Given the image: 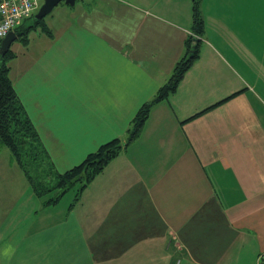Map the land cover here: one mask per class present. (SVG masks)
I'll use <instances>...</instances> for the list:
<instances>
[{
  "label": "crops",
  "instance_id": "0c3cea01",
  "mask_svg": "<svg viewBox=\"0 0 264 264\" xmlns=\"http://www.w3.org/2000/svg\"><path fill=\"white\" fill-rule=\"evenodd\" d=\"M192 7L80 0L25 46L33 55L12 81L59 171L112 139L126 143L186 53ZM200 9L199 56L176 91L61 217L0 151V264H257L264 0H202Z\"/></svg>",
  "mask_w": 264,
  "mask_h": 264
},
{
  "label": "trees",
  "instance_id": "16d2710c",
  "mask_svg": "<svg viewBox=\"0 0 264 264\" xmlns=\"http://www.w3.org/2000/svg\"><path fill=\"white\" fill-rule=\"evenodd\" d=\"M202 0H192L193 25L192 33L186 41V53L174 66L166 82L160 87L152 100L146 102L138 111L128 128V139L124 144L120 138L102 144L96 151L89 153L86 158L72 168L59 171L50 157L48 150L33 125L26 109L18 97L11 77L9 61L16 56L12 48L4 55L0 53V149L9 148L12 158L23 170L35 194L45 205L56 204L68 190L78 187L75 200L79 199L80 191L106 167L123 149L124 145L136 138L148 119L153 105L168 99L174 93L190 68L199 56L200 38L204 32V18L200 9ZM33 11L30 16L33 22L26 26L24 20L19 25L24 30L15 28L18 40L24 46L29 42V34L38 25L50 34L43 19L35 18ZM44 24V25H43ZM199 114V113H198ZM197 115V114H195ZM1 151V150H0ZM74 204V203H72Z\"/></svg>",
  "mask_w": 264,
  "mask_h": 264
},
{
  "label": "rangeland",
  "instance_id": "374dc122",
  "mask_svg": "<svg viewBox=\"0 0 264 264\" xmlns=\"http://www.w3.org/2000/svg\"><path fill=\"white\" fill-rule=\"evenodd\" d=\"M78 3L80 2V0L77 1ZM43 3V0H40L38 5L36 6V8L34 9V12L37 13L38 9L40 8L41 4ZM65 7L67 8L68 5L65 4V2H60L57 6H55V8L52 10V12L48 15H46L44 17V22L47 23L49 25V20H51L53 17H57L58 13L64 11ZM33 22L32 18L29 19H25L24 20V25L25 27L30 25ZM44 25V24H43ZM21 31L24 30V26H19L18 27ZM42 25H38L34 30H32L29 34V42L30 43V47L34 45L35 41L33 42V39L35 38V36L40 33L42 31ZM41 34V33H40ZM37 44H35L36 46ZM12 50H17L18 52L21 51L22 53L19 54V57L16 59H12L9 61V65L12 67L14 66V68H12L11 74L14 76V74L18 73V71L21 69L22 70V65H23V61L26 62L27 60H29L31 58V55L29 53L28 50H25L26 47L23 44H19L17 45V41L14 42V44L11 46ZM36 48H38L36 46ZM25 50V51H24ZM24 51V52H23ZM27 53V55H26ZM15 63V64H14ZM14 64V65H13ZM2 152H7L9 153L10 150L9 148H7L6 146L0 149ZM11 153V152H10ZM76 193H78V187H74L73 189L68 190V192H66L58 201L57 205H52L53 207L55 206V208H53V213L54 211H56V213L53 214L54 218H59L62 216V214L66 213V209L68 206H70L71 203H74V199L76 196ZM80 195H81V191H80ZM79 195V198H80ZM50 206V207H52ZM154 220V219H153ZM155 222V220H154ZM152 229H149V232H151Z\"/></svg>",
  "mask_w": 264,
  "mask_h": 264
},
{
  "label": "built area",
  "instance_id": "2783aa9c",
  "mask_svg": "<svg viewBox=\"0 0 264 264\" xmlns=\"http://www.w3.org/2000/svg\"><path fill=\"white\" fill-rule=\"evenodd\" d=\"M40 0H0V42L12 30L19 26L24 18L31 15ZM264 264V251L257 259Z\"/></svg>",
  "mask_w": 264,
  "mask_h": 264
},
{
  "label": "water",
  "instance_id": "95a60500",
  "mask_svg": "<svg viewBox=\"0 0 264 264\" xmlns=\"http://www.w3.org/2000/svg\"><path fill=\"white\" fill-rule=\"evenodd\" d=\"M78 0H43L40 8L38 9L35 18L42 19L46 15L50 14L52 10L60 2H65L67 5H74ZM18 38L16 31H10L1 41L0 44V53L2 55L6 54L10 49L12 43Z\"/></svg>",
  "mask_w": 264,
  "mask_h": 264
}]
</instances>
